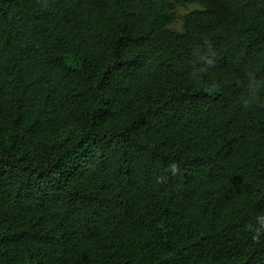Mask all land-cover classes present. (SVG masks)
I'll return each instance as SVG.
<instances>
[{"label":"trees","instance_id":"1","mask_svg":"<svg viewBox=\"0 0 264 264\" xmlns=\"http://www.w3.org/2000/svg\"><path fill=\"white\" fill-rule=\"evenodd\" d=\"M0 264H264V0H0Z\"/></svg>","mask_w":264,"mask_h":264},{"label":"rangeland","instance_id":"2","mask_svg":"<svg viewBox=\"0 0 264 264\" xmlns=\"http://www.w3.org/2000/svg\"><path fill=\"white\" fill-rule=\"evenodd\" d=\"M193 8H194V6L190 5V6L186 7V8H181L180 11H181V13H185V12H188V11L192 10ZM178 25H179V23L176 26H178Z\"/></svg>","mask_w":264,"mask_h":264}]
</instances>
